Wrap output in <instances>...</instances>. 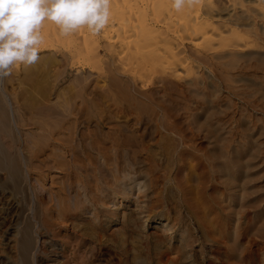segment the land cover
Wrapping results in <instances>:
<instances>
[{
	"label": "rangeland",
	"instance_id": "374dc122",
	"mask_svg": "<svg viewBox=\"0 0 264 264\" xmlns=\"http://www.w3.org/2000/svg\"><path fill=\"white\" fill-rule=\"evenodd\" d=\"M129 1L132 6L137 4L140 8L148 7L147 11H151L152 7L153 12L163 19L158 21L162 24L171 22L172 28L176 26V29L177 26L184 25L185 20L180 14L176 17L173 16L172 9L168 12L170 2L163 0L158 7L157 0ZM169 13L172 14L170 17ZM136 20L135 24L138 21ZM117 22L113 18L109 20L108 26H114L113 34L119 32H116ZM136 60L131 59L130 66L134 69L137 66L139 73L145 71L144 79L138 78L136 82L137 89L148 91L149 94L152 92L156 97L154 92L159 88L162 110L154 113L149 106L137 110L132 108L125 116L118 113L115 115L111 109V114L103 112L104 116L109 117L103 120L102 125L106 134L116 132L119 142L126 140L130 133L134 132L136 135L135 142H132V146L124 147L125 150L117 149L116 146L111 149L114 157L127 152L126 160L120 157L121 163L131 162L129 165L134 182L131 181L128 185V197L116 193L108 197L107 204L101 205L96 201L97 206L106 209L105 216L101 215L105 226L102 231L93 227L96 220L94 221V210L90 207L85 212L80 210L81 213L80 205H77L73 208L74 211L63 216L59 209V212L56 210L54 193L60 186V179V183L64 180L60 169L46 168L50 165L42 159L33 160L35 166L43 169L48 176L43 188L32 172L30 178L17 187L0 172V264H264V97L254 95L255 88L249 84L234 83L238 78L235 74L238 72L237 66L225 71L226 74H220L218 68H215L216 71L210 67L197 69L194 63L173 74L171 68L166 69L161 64L149 66L146 63L148 66L142 70V63H139V59ZM86 65L80 69L88 72L90 68ZM245 66H241L243 69L240 71L245 73L242 75L249 77L253 83L258 81L259 88L264 87L263 66L257 67V72L248 70H255V67ZM133 67L130 69L134 71ZM90 71L95 77L96 68ZM107 74H102L104 76L99 79L100 83L108 79ZM223 78L228 82L225 79L223 81ZM195 79H198V86L206 79V82L220 84L221 91L214 93L208 89L206 95L209 101L212 100L209 106L192 92L193 86L190 82ZM212 94L215 98L210 99ZM10 99L12 104L15 103V99ZM211 104L213 108L210 107ZM90 109L93 110V107ZM85 112L86 110L80 121H86L92 115L90 129H86L88 126L84 122L79 123V128L87 132L90 130V133L91 127L97 126L96 120L99 116L97 118L95 113ZM110 116H114L113 119ZM18 119L20 120V115ZM126 121L135 123L127 127L124 124ZM17 126L19 128H16L24 132L20 124ZM92 134L88 136L92 137ZM98 143L100 144V139ZM109 143L110 140L106 144ZM220 149L223 150L219 151ZM23 151L27 155L24 149ZM40 161L47 165L44 162L42 165ZM97 166L101 167L98 164ZM108 167H113L112 163ZM12 202H16V208L8 206ZM51 205L52 211L49 212L50 215H46L45 207ZM4 211L14 215L10 220L15 219V229L18 232V236L13 237L11 242L6 239L12 229L7 227V221L10 220H7L9 215H3ZM112 212L116 215L108 219L106 216ZM89 220L91 225L87 229H79L83 224L89 223ZM28 225L32 229L34 244L26 263L20 254L21 245L18 241ZM62 243L68 246L67 252L62 251ZM81 244L90 251L85 253L84 258L81 256L82 261L72 262L71 253H75L78 246L82 247Z\"/></svg>",
	"mask_w": 264,
	"mask_h": 264
},
{
	"label": "bare ground",
	"instance_id": "6f19581e",
	"mask_svg": "<svg viewBox=\"0 0 264 264\" xmlns=\"http://www.w3.org/2000/svg\"><path fill=\"white\" fill-rule=\"evenodd\" d=\"M164 1L166 3L170 2V8L167 6V9L169 8L168 12L172 9L173 16L178 17L177 14H180L184 18V25L177 26L176 29V26L172 28L171 22L162 24L158 21L163 19L153 12L152 7L151 11L148 9L149 13L147 11L148 7L142 6L143 9H141L139 5L137 7V4L132 6L129 0H109V20L113 18L118 21L116 32H119L117 34L112 32L114 26L107 25L96 35H93L87 27H83L68 36H64L60 34L57 25L45 21L42 27L44 44L41 47L38 63L31 67L17 65L13 67L10 76L0 79V172L10 178L16 187L24 180L27 181L32 172L34 176L36 175L35 180L43 188L48 176L42 171L43 169H38L35 166L33 160L42 159L50 165L44 167L60 169L63 172L64 180L62 183H60L61 179L58 182L60 186L58 185L54 198L56 197L55 205L57 208H55L56 210L59 209L62 216L68 212L70 213L77 205L78 207L80 205L79 211L82 210V212L90 207L91 210H94V221L96 220L93 227L102 230L105 226L101 215L105 216L106 209L97 206L96 201L98 204L104 205L108 197L116 193L128 197V185L134 179L131 175L133 173L132 168L129 165L131 162L128 163L127 160V163H121L122 159L120 157L126 160L125 155L127 156V152L114 157L111 149L113 146H116L117 149L132 146V142L136 140V135L132 130L133 133L125 135L127 139L121 141L124 135L120 134L122 137L121 142H119V139L116 138V132H113L115 133L114 138L113 133L106 134V131H103V120L109 117L106 113L111 114L113 111L115 115L118 113L126 116L127 113L132 111V108L137 110L140 107L149 106L154 113H158L163 107L159 97V88L154 92L156 97L152 92L149 94L148 91L137 89L136 82L138 78L140 80L141 78L144 79L143 73L145 71L139 73L138 69L136 70L137 66H135V69L130 66L132 65L131 59L135 58V61L139 59V63H142L140 69L148 65L161 64L160 66H166V69L167 67H169V70L171 68L173 74L180 68H189L194 63L197 69L210 67L215 70V68H218L220 74H226L225 71L234 69V66H237L238 72L234 73L238 75H236L238 78L234 83L249 84L252 88H255L254 95L258 94L264 97V87L259 88L260 83L258 81L253 83L249 77L242 75L245 73L240 71L243 69L241 67L243 64L249 68L255 67V70L248 69L251 72H257V67L263 66L264 68V0H185L184 7L180 11L172 7L171 0ZM162 3L163 0H157L156 4L159 7ZM159 10L161 11V9ZM172 14L169 13L168 16ZM135 20L137 21L136 24L134 23ZM112 22L114 23L113 20ZM187 42L192 43V45H187ZM256 62L260 63V66ZM146 63L148 65H145ZM86 64H88L90 70L96 68L95 77L90 70L84 69L88 72L81 70ZM131 67L134 71L131 70ZM103 73L107 74L108 79L102 80V83H100L99 79L104 76ZM206 81H202V86L201 84L198 86V79H195L190 82V85L193 86L192 92L197 94V98L200 96V101L203 100V103H207L209 106L212 100L209 101V97L206 95L208 89L215 93L221 91V87L217 81V84ZM226 81L228 82V80ZM171 84L175 85V83ZM230 90L232 91V89ZM11 96L14 98L10 99ZM122 96L125 98H119ZM213 97L215 98L212 94L210 99H213ZM9 99H15L16 101L12 104ZM120 99H123V101H120ZM92 107L93 110L90 109ZM210 107L213 108V105ZM84 110L87 112L85 114L93 112L97 118L99 116V119L96 120L97 126L91 127L92 137L88 136L90 130L87 132L82 130L81 127L79 128V123L82 122L88 126L87 130L91 126L92 115L86 117V121H80ZM103 112H106L104 114L107 116H104ZM19 115L20 120L18 119ZM110 117L113 119L114 116ZM115 118L118 117L115 116ZM134 123L126 121L124 124L128 127ZM19 124L24 132L18 129L17 125ZM164 127L166 126L164 125ZM98 139H100V144ZM105 139L110 140L111 144H106L108 140ZM20 147L25 150L27 155H24V151L23 149L20 150ZM221 150L223 149L219 151ZM97 159H99L100 164L96 162ZM44 161H40V163L42 164ZM46 162L43 164L47 165ZM111 163L113 167H108ZM236 175H239V170ZM225 176L227 177V175ZM232 180L235 181L236 179ZM232 180L233 184L238 182ZM97 192H99L98 195ZM9 204V207H17L16 202ZM51 208H53L52 205L46 206L44 213L48 215L52 211ZM9 213L7 211L3 212L4 216L9 215L7 220H10L13 215ZM110 214L106 216L108 219L116 215L115 212ZM14 220L13 218L12 221H7V227L10 230L12 229L6 237L7 242L13 241V237L18 236ZM236 220L238 219L236 218ZM89 225H91L90 220L89 223L83 224L79 229L82 230L83 228L85 230ZM31 232V226L28 225L18 241L21 245L20 254L26 263L34 244ZM75 234L77 235V233ZM69 242L68 244H70ZM71 249L73 250V248ZM66 250H68V246L62 243V251ZM72 250L69 251L72 252ZM89 251H87L85 245L84 247L83 245L82 247L78 246L77 251L72 252L71 258H69L72 262H80L83 260L82 257L86 256L85 253ZM79 257H81V260H78ZM37 260L41 261V259ZM81 263L83 262L78 264Z\"/></svg>",
	"mask_w": 264,
	"mask_h": 264
},
{
	"label": "clouds",
	"instance_id": "9594fccd",
	"mask_svg": "<svg viewBox=\"0 0 264 264\" xmlns=\"http://www.w3.org/2000/svg\"><path fill=\"white\" fill-rule=\"evenodd\" d=\"M185 0H172L180 11ZM109 0H0V79L13 67H31L40 60L45 21L68 36L83 27L99 34L109 23Z\"/></svg>",
	"mask_w": 264,
	"mask_h": 264
}]
</instances>
